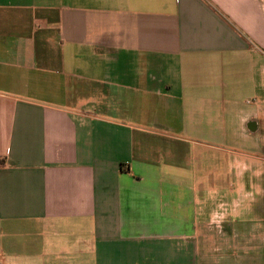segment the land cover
Listing matches in <instances>:
<instances>
[{"label":"crops","instance_id":"obj_1","mask_svg":"<svg viewBox=\"0 0 264 264\" xmlns=\"http://www.w3.org/2000/svg\"><path fill=\"white\" fill-rule=\"evenodd\" d=\"M0 264H264V0H0Z\"/></svg>","mask_w":264,"mask_h":264}]
</instances>
